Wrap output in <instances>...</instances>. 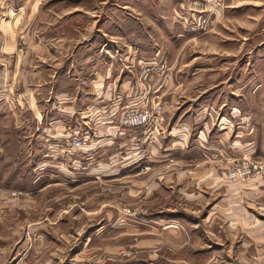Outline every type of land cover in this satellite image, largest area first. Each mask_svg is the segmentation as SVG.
<instances>
[{
    "label": "rangeland",
    "instance_id": "374dc122",
    "mask_svg": "<svg viewBox=\"0 0 264 264\" xmlns=\"http://www.w3.org/2000/svg\"><path fill=\"white\" fill-rule=\"evenodd\" d=\"M205 16L201 30L195 19ZM10 36L28 82L0 86V103L23 106L15 115L0 108V264H264V179L225 177L264 158L238 159L220 175L222 183L260 184L259 196L212 207L189 205L187 186L141 185L146 175L126 158L179 140L175 128L190 116L251 119L247 129L264 120V0H0V43ZM40 41L68 56L69 95L48 93L38 58L45 119L30 125L29 64ZM116 80L130 83L128 98ZM158 104L156 124L122 125L123 112ZM73 128L93 140L78 153L63 138Z\"/></svg>",
    "mask_w": 264,
    "mask_h": 264
},
{
    "label": "crops",
    "instance_id": "0c3cea01",
    "mask_svg": "<svg viewBox=\"0 0 264 264\" xmlns=\"http://www.w3.org/2000/svg\"><path fill=\"white\" fill-rule=\"evenodd\" d=\"M21 11L19 13L13 12V20L6 22L4 25L5 31H7V28L9 30L10 26L15 27L19 23L22 15ZM13 41L14 39L10 36L8 43H0V86L4 84L17 85L21 81L23 84L28 82L27 70L24 68L26 57L22 50H18V44L13 43ZM5 49H11V52H7ZM33 49L37 54L34 55V59L31 58L29 64V67L32 66L36 69V72L33 73L34 89H30L28 93L31 109L29 118L30 125L33 122L37 124L42 119H45L43 113L45 105L39 98V88H41L40 84L43 79L40 78L41 73H38V58L44 59L43 63L46 64L44 81L48 93L50 91L53 92V89L55 90L56 88L55 91L59 96L69 95L68 56L63 55L62 51L59 55L58 53L53 55L54 50L52 44H43L42 41L35 43ZM13 53H16V56L10 60L6 54ZM38 54H40V57ZM96 75L98 76L99 74ZM237 77V81H240V84L237 86L239 88V85L240 87L242 86L241 81L243 76L241 75L240 78L239 76ZM98 79H94V82L97 83L98 81L96 80ZM117 81L115 85L118 84ZM221 81L223 80L221 79ZM118 86H121V91L127 94L125 98H128L130 83L124 80ZM242 91L244 90L237 89L236 95H240ZM7 92L10 93V91ZM81 92H78V94H82ZM221 92L227 94L228 88L224 86ZM75 93L77 92L75 91ZM7 95L9 97L10 94ZM80 103L82 102L80 101ZM227 105L226 103H222L220 107L223 106L224 109ZM239 105L236 101V104L230 106L234 111L238 112ZM20 107L23 106L19 103L16 104L15 101L0 103L1 109L14 113V115L16 114L15 109H19ZM204 115H200V118L198 116H190L182 121L181 125L183 126L177 125L175 135H177L179 140L174 141L172 139L168 143L161 141L157 147L153 144L146 145L138 152L129 151L128 157H126L128 159V168H133L132 171H136L140 176L146 175L141 178V185L151 183L158 187L160 183L162 186L166 183H171L174 188L178 186V189L182 186H187L189 190V205L193 203L195 205L197 203L202 204L204 201L206 206L210 205L212 207L214 200L218 199L223 203L227 202V206H229L232 203H238V200L244 196H259V192L261 191L260 184L249 183L240 185L237 183L229 184V182L222 183L223 181H221L220 175L224 174L225 170L235 161H238V159L246 156L264 158V120L255 119L253 125L256 124L257 128L250 127L247 129L244 125L251 119L247 120L244 118L234 121L232 118L229 119L225 115L220 114L221 117L219 120H210L211 118L209 119L207 114ZM237 121H242L243 126H237V129L233 130L230 122ZM50 124L54 126L62 125V121H52ZM96 126H98V129L103 127L102 124ZM193 127L196 129L199 128V130L195 131ZM213 127H221V129L218 130ZM203 130L207 137L206 135H199ZM103 131L100 130V133ZM97 139L98 141L101 140L102 136L99 135ZM102 142L100 141V143ZM169 153H173L172 155L176 157L170 159L172 155H169ZM169 161L172 162L170 164L171 166L166 164ZM209 218L210 215L208 214L206 219L208 220Z\"/></svg>",
    "mask_w": 264,
    "mask_h": 264
},
{
    "label": "built area",
    "instance_id": "2783aa9c",
    "mask_svg": "<svg viewBox=\"0 0 264 264\" xmlns=\"http://www.w3.org/2000/svg\"><path fill=\"white\" fill-rule=\"evenodd\" d=\"M196 13L194 14V18ZM196 23L201 30H206L209 27V17H198ZM162 108L158 104L155 107L143 105L139 109H131L121 114L122 125L129 129L142 130L148 126L158 122L159 115H161ZM63 138L66 139L71 152L78 153L83 151L93 140L89 136H85L81 129H70L68 136L63 133ZM226 179L230 181L246 180V179H264V164L248 160L236 164L226 174Z\"/></svg>",
    "mask_w": 264,
    "mask_h": 264
}]
</instances>
